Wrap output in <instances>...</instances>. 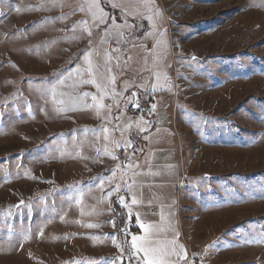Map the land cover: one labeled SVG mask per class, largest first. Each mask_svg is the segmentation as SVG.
I'll use <instances>...</instances> for the list:
<instances>
[{"label":"rangeland","instance_id":"obj_1","mask_svg":"<svg viewBox=\"0 0 264 264\" xmlns=\"http://www.w3.org/2000/svg\"><path fill=\"white\" fill-rule=\"evenodd\" d=\"M79 1L56 0L54 6L47 0H0V264H103L106 254L116 255L117 249L109 248L110 240L104 239L103 221L100 227H87L96 224L102 210L87 163L86 113L57 112L60 106L51 102L50 95L45 102L39 91L83 66L85 49L76 42L83 43L86 33L79 27L72 31L74 24L87 19L74 12ZM101 3L105 11L112 7L108 0ZM155 6L162 17L157 31L164 33L168 50L154 67L153 55L147 52L152 38H144L143 32L141 43L129 47L131 59L125 70H113L115 88L118 85L123 93L117 97L120 119L115 123L120 128L130 123L138 130L140 115L128 96L137 91L139 97L144 89L138 86L152 83L147 69L167 75L170 90L154 95L159 97L156 118L159 113L170 125L177 110L179 121L185 118L189 123L187 135L198 137L208 170L220 167L217 156L223 148V166L230 173L220 178L224 183H214L223 186L224 200L234 204L237 219L222 238L219 231L212 234L207 228L201 234L198 228L192 253L203 257L204 264H264V244L240 238L264 230V0H155ZM133 18L151 31L147 20ZM193 56L198 62L193 68L182 66ZM75 79L74 73L73 80L58 87L57 98L60 92L76 91L71 87ZM81 91L91 92L87 87ZM116 133L121 139L120 131ZM78 139L83 145L77 146ZM78 152L85 166L79 172ZM77 189L83 193L80 204L69 199L80 195ZM20 201L24 204L17 206ZM120 211L118 206L116 212ZM21 233L29 236L22 247ZM218 238L217 248L205 255L203 250Z\"/></svg>","mask_w":264,"mask_h":264},{"label":"snow or ice","instance_id":"obj_2","mask_svg":"<svg viewBox=\"0 0 264 264\" xmlns=\"http://www.w3.org/2000/svg\"><path fill=\"white\" fill-rule=\"evenodd\" d=\"M47 2L52 3L54 6L56 4V0H47ZM108 2L113 8L121 10L125 23L118 25L115 18H112L111 24H109L110 17L101 6V0H84L78 8L74 9V12H85L86 15L91 17V23L87 19H82L77 24H74L72 29V31H76L79 27L83 33H86L88 38L89 47L82 53L83 66L78 65L74 70H70L67 75L61 74L57 77L55 83L39 90L41 97L45 98V102H47L46 98L50 95L51 102L54 105L60 106L56 108L57 112H70L78 109L93 110L96 116L105 122L98 129L92 130L93 135L99 139L102 134L105 141H109L110 132L115 133L120 131L121 136H123L125 131L132 129V124L130 123L126 129H121L118 123L111 129L108 127L109 123L113 121L118 122L120 119L118 114H113L112 109L116 107L118 111L120 110L121 102L117 100V97L123 96L122 92L116 91L117 78L113 74V70H125L127 60L131 59L128 55V49L129 47H136L140 40L138 37L128 38L132 36L131 29L135 28L139 30L144 27V25L139 23L135 25L127 24V17H142L148 21L151 31H145L144 38L150 37L154 40L152 48L147 49V52L153 55L154 67L159 65V58L168 50V42L164 38V33L157 31L158 18L162 17L156 10L155 0H136L135 3L128 4L116 3L114 0H108ZM61 19H64V17L62 16ZM102 25L104 26L103 28H101ZM126 28L129 31L125 32ZM93 29L100 30L101 34L98 37V41L93 38ZM113 44L115 46H112ZM147 62L146 56V67ZM193 62L198 63L195 56L191 57V60L182 66L191 69L194 67ZM147 70L150 72L152 83L139 85L138 88L142 87L144 89L143 92H140L139 97H137V91H133L127 99L133 108L146 112L148 116H151L156 112L157 104L152 103L150 108L143 109L142 101L147 100L150 96H154L158 91L164 89L170 90L171 86L167 75L161 71ZM74 73L78 79H75L72 83V89L78 90L82 86L87 85L93 86L96 89V93L88 91L60 92V98H57L58 87L65 86L67 81L73 80ZM178 75L180 74L178 73ZM162 77L164 80L163 84L161 83ZM89 98L91 103L88 102ZM106 98L115 101V104H106ZM123 107L126 110L128 104H125ZM261 112L264 113V108L261 109ZM139 120L140 123L138 124L136 135L148 132L151 127V121L146 120L143 115L140 116ZM261 122H264V116H261ZM194 130L199 131V125H194ZM84 131L88 132L89 130L85 129ZM143 139L148 140L149 136L144 135ZM113 144L114 149L124 150V160L117 163L115 168L110 170V175L100 177L96 187L103 193L105 183L107 182L108 190L101 197V200L110 198L115 194V204L119 205L122 211L116 212V208L109 205L108 210L115 213L119 219H113L108 222L115 229V232L110 236L105 235L104 239L111 240L117 252L112 258L104 260L103 264H204L203 257L198 256L196 253H190L186 246L179 242L180 233L170 220L166 221L163 209L160 211V219L157 222H147L142 219L137 208L138 205L142 204V200L140 199L141 194L137 192V176L140 175L141 165L138 161L134 162L132 157L137 153H142L143 149L134 143L131 133L129 134V138L125 139L123 143L119 140H114ZM96 152L98 156H110L113 160H118L119 158L116 151H110L107 146L104 147L102 152L97 148ZM118 173L119 182L113 185V181L117 178ZM69 188L73 189L76 186L70 185ZM262 190H264V186H262ZM77 192L80 193L78 197H69V199H75V203L80 204L83 193L79 189H77ZM246 194L249 193L246 192ZM261 198H264V195ZM20 204H24V201H20ZM28 207H31V205L29 204ZM81 211L83 214L82 209ZM96 214L100 213L97 212ZM169 215L172 214L170 213ZM121 224L123 227H121ZM100 226V224L87 225L89 228ZM133 226L139 230L138 233L132 230ZM40 235H43V229L40 230ZM21 237L18 242L22 247L23 241L29 239V236L26 233H21ZM240 238L244 243L264 244V230L250 236L241 235ZM91 239L97 240L100 237L93 236ZM219 242L218 238L208 245L203 250L205 255L209 250H215ZM74 264H97V262L75 261Z\"/></svg>","mask_w":264,"mask_h":264},{"label":"crops","instance_id":"obj_3","mask_svg":"<svg viewBox=\"0 0 264 264\" xmlns=\"http://www.w3.org/2000/svg\"><path fill=\"white\" fill-rule=\"evenodd\" d=\"M102 1L103 0H101V2ZM80 2L82 4L84 0H80L79 3ZM104 3L107 4L106 2ZM81 4H79V6ZM103 5L104 4H102V6ZM109 7H111V5H109ZM106 11L110 17L108 21L109 24H111L112 18H115L118 25L125 23L121 10L111 7L106 9ZM81 14L89 20V23H91L90 16L86 15L85 12H82ZM128 17L127 24L135 25L138 23L133 16ZM142 25H145V28L143 27L144 29L137 30L132 28V36L128 38H140L142 33L148 28L147 24L142 23ZM103 27L104 26L102 25L101 28ZM93 31V38L98 41V37L101 34L100 30L93 29ZM127 31L129 30L126 28L125 32ZM77 40H79V35H77ZM140 40L138 44L141 43ZM82 42L83 43H79V41L76 42L77 46L87 49L89 47L87 36H83ZM179 44L180 42L178 41L177 47ZM112 46L115 45L113 44ZM183 59H186V57L183 56ZM84 87H87L91 92L96 93V89L93 86H82L76 91H81ZM116 91L120 92L118 85ZM150 98L154 103L156 99H159L158 96H150ZM88 102L91 103L90 98L88 99ZM105 103L115 104V101L106 98ZM112 111L113 114H118L116 107H113ZM81 112L86 113L85 116L88 122L87 128L89 130V140L87 142V163L90 173H92V183L94 184L91 187L92 190L98 194V201L100 200L99 207L102 210L99 217L96 218V224H100L101 221L104 222L106 227L103 228V231L106 235L110 236L115 232L112 225L108 223L115 219V213L108 210L109 205L116 209L119 205L117 206V204H115V194L110 198L101 200V197L104 196L108 190L107 182L105 183L103 193L98 187H96V185L99 183L100 177L110 175V170L115 168L117 163L124 160V150L114 149L113 141L119 140L123 143L125 139L129 138L130 133L132 134L134 143L138 144L139 147L143 149L142 153H137L132 157L134 162L138 161L141 165L140 175L137 176V192L141 194L140 199L142 200V204L138 205L137 208L143 220L147 221V218H151L147 222L159 221L160 211L163 209L166 221L170 220L171 223L174 224L175 228L180 233L179 242L184 244L190 253L193 252L192 246L197 249L198 228L200 229L201 234L207 232V228L210 229L212 234L219 231L220 237L222 238L224 231L226 230L227 232V230L232 228L233 224L237 222V219L234 220V204L230 205L227 200H224L223 186L214 183H224V180H220V178L224 179L230 173V171H228L229 168L225 170L223 166V148H220V154L218 153L219 155L217 156V158L221 156L220 167L210 170L206 169L205 164L203 165L205 162V156L201 153L198 137L195 135H187L186 132L190 130V127L188 126L189 123L185 118H181L179 121L177 118V110L176 115L172 116L170 125L162 122L160 114L157 113V124L155 128L149 130L152 134L149 135L148 140L143 139L144 134L141 133L136 135L135 133L137 130L129 129L124 132L121 139H118V134L116 132H110L109 141H105L102 134L100 135V138L97 139L92 132V130L98 129L105 122L101 118H98L95 112L91 109H78L73 111V113ZM133 112L134 110H132V113ZM137 113L139 114L138 109ZM115 125L116 123L113 121L108 124V127L111 129ZM121 129H126V127H122ZM183 136H186V138L183 139ZM78 141L77 146L83 145V139H78ZM105 146H107L110 151H116L119 157L118 160H113L110 156L97 155L96 149L99 148L102 152ZM218 146L223 145L221 144ZM218 146H216V150H218ZM75 162H77L75 164L79 169L78 172L85 169V166L83 167L84 163H82L83 157L79 152L75 156ZM182 167L189 170V183L188 185L179 188ZM125 170L127 171V169ZM118 182L119 173L117 174V178L113 181V185ZM209 182L210 185L207 184ZM214 190H218V192ZM218 208L220 209L218 210ZM195 211H197V218L194 216ZM170 213L172 215H169ZM236 213H238V210ZM133 229L134 232L138 233L139 230L137 228L133 226ZM108 247H112V249L114 248L111 240ZM116 252L117 250L114 254H116ZM111 253L112 252L106 254L107 259L113 257L110 255Z\"/></svg>","mask_w":264,"mask_h":264},{"label":"built area","instance_id":"obj_4","mask_svg":"<svg viewBox=\"0 0 264 264\" xmlns=\"http://www.w3.org/2000/svg\"><path fill=\"white\" fill-rule=\"evenodd\" d=\"M153 103L152 99L149 97L147 98V100L142 101V108L143 109H147L151 107V104ZM139 115H143L145 117L146 120H150L151 121V127L150 128H155L156 124H157V118L155 113H153L151 116H148L146 112H142L141 110H138ZM181 180L179 183V188H181L182 186H186L189 183V170L185 167H182L181 169ZM117 219H119V217L117 216ZM121 227H123V225L121 224ZM132 230L134 231V229L132 228Z\"/></svg>","mask_w":264,"mask_h":264},{"label":"water","instance_id":"obj_5","mask_svg":"<svg viewBox=\"0 0 264 264\" xmlns=\"http://www.w3.org/2000/svg\"><path fill=\"white\" fill-rule=\"evenodd\" d=\"M22 204H19V205H17V206H21Z\"/></svg>","mask_w":264,"mask_h":264}]
</instances>
